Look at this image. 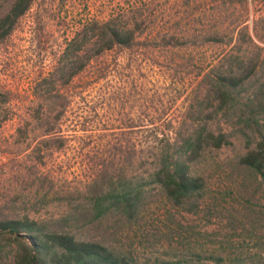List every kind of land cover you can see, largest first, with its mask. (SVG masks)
Here are the masks:
<instances>
[{
  "label": "rangeland",
  "instance_id": "1",
  "mask_svg": "<svg viewBox=\"0 0 264 264\" xmlns=\"http://www.w3.org/2000/svg\"><path fill=\"white\" fill-rule=\"evenodd\" d=\"M131 1L71 0L55 17L34 10L0 45V100L5 96L11 99L0 102V209L4 214L28 215L39 221L60 219L69 209L64 190L83 186L93 172L87 155L100 152L98 145L103 150L108 141L119 137V126L136 122L140 116L145 117L146 124L155 120L168 125L185 116L190 119V110L207 94L205 72L223 65L239 48L246 53L258 51L252 44L237 43L243 21L255 44L264 48V24L260 22L264 0H227V5H220V13L226 26L231 22L232 27L237 26L232 45L201 46L190 39L182 51H159L160 56L184 60L186 66L162 58L154 63L150 52L147 56L141 52L130 56L131 68L127 66V55L121 56L117 67L113 59L108 60L109 76L98 85L106 87L104 94L87 88L70 89V104L61 119L69 140L63 150L50 156L41 145V127L48 110L41 108L36 93H44V78L50 75L80 25L89 20L104 21L118 12L137 13L142 6L150 12L145 26H164L180 3L136 0L140 4L133 7ZM202 2L198 0L201 9L182 23L193 32L210 24L211 13ZM241 38L246 39V35ZM88 81L85 78L77 85L84 86ZM39 83L42 86H37ZM158 99L169 108L161 120L151 104H158ZM39 110L42 119L37 117ZM56 114L54 111L51 117ZM86 118L91 120L89 130L78 131ZM237 144L235 148L207 153L193 164V173L205 182L193 210L173 205L160 188L152 187L137 218L129 220L113 211L89 225L85 235L140 263L218 264L213 258H221L222 264H264V181L238 163L242 146ZM11 245L0 251V264L12 263L15 248Z\"/></svg>",
  "mask_w": 264,
  "mask_h": 264
},
{
  "label": "trees",
  "instance_id": "2",
  "mask_svg": "<svg viewBox=\"0 0 264 264\" xmlns=\"http://www.w3.org/2000/svg\"><path fill=\"white\" fill-rule=\"evenodd\" d=\"M70 1L0 0V45L14 34L30 12L35 10L55 17L68 7ZM191 1L178 0V7L171 8L170 22L164 26H145L150 20V12L142 6L137 13L123 11L104 21L89 20L81 24L50 75L44 78V84H37L45 87L43 94L37 92L36 95L42 101L41 108L45 106L48 110H45L47 114L41 127L42 149L52 156L65 148L69 138L61 119L70 104L69 91L87 88L104 94L102 90L106 87L98 85L109 76L108 60L113 59L117 67L121 56L127 55V66L131 68L130 56L140 52L147 56L150 52L154 63H159L162 58L186 66L184 60L160 56L159 51H182L190 39L193 43L199 41L201 46L232 45L237 26L232 27V22L226 26L220 13V5H227V0H202L211 13L210 24L194 32L182 26L183 21L201 9L198 0L192 4ZM229 1L232 3L233 0ZM138 3L132 0L130 6ZM38 22L39 18L35 23ZM260 22L264 24V17ZM245 23L243 21L240 26L237 43L252 44L258 51L246 53L239 48L223 65L213 66L205 72L207 94L195 109H188L192 114L190 119L185 116L168 125L157 124L155 120L146 124L145 117L140 116L136 122L119 126V137L108 141L103 150L98 145L100 152L87 155L93 172L83 186L64 190L69 209L60 219L39 221L28 215L9 216L0 209V251L12 242L15 252L11 264H149L140 263L101 240L87 237L85 229L113 211L134 220L152 187L160 188L173 205L193 210L205 189V182L193 173L192 166L214 150L235 148L239 143L242 151L238 163L264 181V58L261 57L264 48L255 44ZM243 35L246 39L241 38ZM85 78L90 81L78 86ZM55 85L59 88L55 89ZM10 100L5 96L0 102ZM157 102L151 104L161 120L169 108L163 106L161 99ZM92 109L96 110L95 107ZM52 111H57L53 117ZM37 117L42 119L40 110ZM89 122L91 120L86 118L78 131H88ZM18 131L23 133L21 129ZM213 259L222 264L221 258Z\"/></svg>",
  "mask_w": 264,
  "mask_h": 264
}]
</instances>
